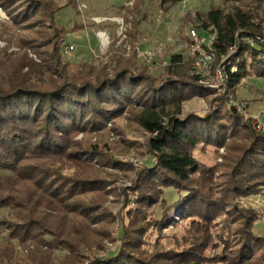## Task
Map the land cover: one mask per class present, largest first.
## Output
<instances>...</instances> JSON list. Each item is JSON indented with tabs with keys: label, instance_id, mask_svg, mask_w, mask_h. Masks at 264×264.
Listing matches in <instances>:
<instances>
[{
	"label": "trees",
	"instance_id": "trees-1",
	"mask_svg": "<svg viewBox=\"0 0 264 264\" xmlns=\"http://www.w3.org/2000/svg\"><path fill=\"white\" fill-rule=\"evenodd\" d=\"M78 1L0 0L11 22L0 20V40L22 45L21 55L0 49V210H7L0 218V264H83L105 239L117 240V246L89 264H205L214 236L208 224L228 210L237 216L233 259L237 264L264 261V235L253 231L258 214L235 206L239 197L264 193V132L252 131L249 118L225 100L245 78H264V0H220L207 11L183 15V29L193 23L195 29L214 34V63L223 59L227 77L222 95L209 99L210 111L184 116V101L212 95L200 83L201 65L186 55L190 37H185L184 53L169 55L164 75H152L137 60L140 21L125 16L131 53L125 56L112 46L106 60L76 62L71 70L61 46L86 25L74 21L67 27L57 14L68 6L77 12ZM181 1L159 4L167 9ZM154 2L133 0L126 10L137 12ZM42 21L51 32L41 46L49 48L34 51L40 59L34 61L27 45L37 34L34 23ZM24 25L25 35L13 29ZM122 115L149 135L151 159L140 165L132 187L125 189L133 204L113 235L110 219H101L107 182L98 174L108 173L107 165L123 166L109 164L94 144L78 145L71 137ZM229 140L243 142L215 194L212 176L220 168L205 164L193 151L204 141L223 147L231 145ZM62 216L68 219L58 232L53 222ZM175 217L190 221V238L147 254L143 247L149 228L177 226ZM219 232L226 241L224 231ZM61 245L63 254H55ZM22 246L28 249L25 257Z\"/></svg>",
	"mask_w": 264,
	"mask_h": 264
},
{
	"label": "rangeland",
	"instance_id": "rangeland-1",
	"mask_svg": "<svg viewBox=\"0 0 264 264\" xmlns=\"http://www.w3.org/2000/svg\"><path fill=\"white\" fill-rule=\"evenodd\" d=\"M59 1L62 2V0ZM132 1L79 0L77 2V12L71 6L64 7L58 12V21L67 27L72 26L74 21L86 25L85 29L69 34L64 40L63 46H61L64 47V45L70 44L73 47L72 50L65 54L62 48V53L66 56L65 58L68 60V63L71 62L69 63L71 70L77 67L76 62L88 60L97 63L100 60H106V52L112 46L125 56L130 54L131 50L127 54L128 49H126V46L131 47V44L126 39V32L129 29V22H126L125 18L127 16L133 22L135 20L140 21L139 40L137 43L139 47L138 62L141 63L144 61L148 65V72L150 74L156 76L164 75L169 55L180 52L184 53L186 48L185 37L188 35L190 29H195L193 23L192 25L188 24L184 29L181 27L183 15L189 11H207L213 5H220V0H183L167 9H163L160 7L159 0H155L152 5L145 3L137 12H128L126 8L130 6V2L132 4ZM116 19L119 21L121 19L123 20L124 24L122 28L116 23ZM0 20L4 24H11L8 15L1 8ZM34 24L36 25L35 29L37 30V34L34 35L35 37L31 40V44L27 45V50L28 57L34 61H39L40 59L33 52L36 50L43 51L49 48V45L45 48L41 45L42 43L45 44V41H47L46 38L49 37L51 31L43 21ZM25 26L15 27L13 29L17 34H21L24 30L23 34L25 35L28 28H25ZM31 26V28H34L33 24ZM196 31L199 37L203 38L207 43L209 40L207 32L199 31L197 28ZM38 46L40 49H38ZM2 48H6L8 55L22 54L21 44L18 45L17 43L0 40V49ZM146 53L152 54V57L148 60L144 57ZM18 58L22 59V56ZM72 61L75 63L72 64ZM233 94V97L225 98L226 105L236 106V110L242 117L249 118L252 131L264 132V78L255 76L245 78ZM219 95H222L221 91L215 92L212 90V95L209 98H202L201 96L189 98L182 103L181 116L190 113L204 114L210 111L212 105L209 99ZM257 120L262 123L263 127L260 129H256L254 126ZM106 122V125L102 128L91 130L87 134H74V137L71 138L78 145L83 144L88 146L94 144L97 147L98 153L107 157L109 164L117 162L123 166L122 168L112 169L110 165H107L108 173L103 175L98 174L107 182V191L102 202L103 213L101 214V219L105 216L110 219V228L113 231V235H115V230L121 225L123 219H125L127 208L133 204L130 203L131 197L127 193L128 190L125 189L132 187L133 177L137 169L142 164H149L151 158L146 145L149 135L139 126L131 122L129 117L126 115H122L121 117L117 116L114 121L107 120ZM226 142L231 145L218 147L208 141H204L199 143L193 151L194 156L205 164H210L213 169L220 168L212 176L214 177L212 181V186L214 187L211 191L215 194L218 192L216 188L227 178L228 170L231 164H234L236 156H238V144L243 141L234 140L231 143L229 140ZM127 167H130V171L123 170V168ZM61 172L66 173V170H62ZM108 174L114 175L109 176ZM235 206L243 210L248 209L249 211L256 212L259 217L253 225V231L258 235H264V193L239 197L235 202ZM5 211L7 210H0V218L2 215H5ZM224 213L226 214H218L212 220L213 223L208 224V231L211 236H214L213 242L208 247L207 252L210 254L205 264H237V261L231 255V252L236 247V238L233 237L235 233L232 223L236 220L237 216H233L229 210ZM175 218L176 222H178L177 226L170 225L166 227L164 225L166 228L163 226L160 230L152 227L149 228V232L144 239L146 243L143 247L148 252L147 254H153L156 251L174 246L177 242L175 240L185 241L190 238L189 233H192L188 231L190 221H180L178 217ZM67 219L68 217L65 218L62 216L53 222V224L57 225L58 232L64 230ZM221 229L224 231L226 241L222 239V235L219 232ZM3 240L4 238L0 235V242ZM116 246L117 240L105 239L103 246L95 253V256L89 258L83 264H89L94 257L106 256ZM61 247L62 245L60 249L54 248L55 254H63L60 251ZM18 248L19 250L21 249L20 247ZM27 251L28 249L22 246V257H25ZM248 262L246 264H264L261 258H256L254 262ZM23 263L24 260H22ZM16 264H21V262H17Z\"/></svg>",
	"mask_w": 264,
	"mask_h": 264
},
{
	"label": "built area",
	"instance_id": "built-area-1",
	"mask_svg": "<svg viewBox=\"0 0 264 264\" xmlns=\"http://www.w3.org/2000/svg\"><path fill=\"white\" fill-rule=\"evenodd\" d=\"M116 23L119 24L120 28H122L124 24L122 19L120 21L117 20ZM188 36L191 39V44L186 50V55L190 58H193L201 65L202 75L200 83H202L206 87L211 88L215 92L222 91L223 86L227 81V77L225 74L224 65L222 64L223 59L219 60L217 63H214L216 57L215 50L212 48L214 34H209V40L207 43L203 38L199 37L196 29H190ZM72 49V45L66 44L63 47V52L68 53ZM126 49H128V54L131 48L126 46ZM137 51L139 52V49H137ZM232 51L233 47H230L229 52ZM151 55V53H146L144 57L146 58V60H148L152 57ZM254 126L256 129H260L261 127H263L262 123L258 120L256 121Z\"/></svg>",
	"mask_w": 264,
	"mask_h": 264
},
{
	"label": "crops",
	"instance_id": "crops-1",
	"mask_svg": "<svg viewBox=\"0 0 264 264\" xmlns=\"http://www.w3.org/2000/svg\"><path fill=\"white\" fill-rule=\"evenodd\" d=\"M131 1V0H130Z\"/></svg>",
	"mask_w": 264,
	"mask_h": 264
}]
</instances>
